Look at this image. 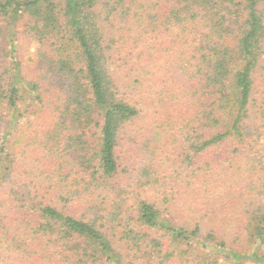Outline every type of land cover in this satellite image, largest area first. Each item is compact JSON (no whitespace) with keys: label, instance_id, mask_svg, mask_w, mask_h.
<instances>
[{"label":"trees","instance_id":"1","mask_svg":"<svg viewBox=\"0 0 264 264\" xmlns=\"http://www.w3.org/2000/svg\"><path fill=\"white\" fill-rule=\"evenodd\" d=\"M117 1L139 15L134 0ZM95 5L0 0L9 31L26 16L51 45L30 80L19 61L0 64L7 263L264 264V0L175 1L147 24L156 52L108 54ZM157 52L169 57L159 70L170 103L155 140L174 153L148 167L132 155L130 171L122 142L148 107L139 92ZM215 184L218 196L178 205L183 188Z\"/></svg>","mask_w":264,"mask_h":264},{"label":"rangeland","instance_id":"2","mask_svg":"<svg viewBox=\"0 0 264 264\" xmlns=\"http://www.w3.org/2000/svg\"><path fill=\"white\" fill-rule=\"evenodd\" d=\"M135 5L139 11V15L133 17L136 13L134 9L133 12L127 14L124 10L125 5H118L117 0H96V14L99 16L100 29L103 33L104 39L109 43V47L112 49L108 50L107 54L113 53L115 49L123 48L122 52L129 50L130 48H135L137 51L142 50L147 52L153 49L154 52L160 48L157 41L152 39H146L147 24L152 16H160L159 19L164 17V13L167 9L173 6L174 2L177 1L180 5L184 4L185 0H134ZM116 7L117 13L110 14L109 10ZM8 7L6 8V10ZM8 19L4 18V15L0 11V64L5 66L15 63L17 60L21 65V76L26 80H30L35 77L37 73L36 68L38 64V59L40 58L39 52L51 48L50 43L43 42L38 43L37 40L33 38L32 32L29 30L28 24L32 22L25 16L14 25L11 26V31H9L6 21ZM16 27V28H15ZM132 39H136L135 43H132ZM13 45V49H12ZM168 55L164 52H157L155 57V67L153 70L144 73V85L143 88L140 87V96L142 99L148 102V107L145 109L141 117L136 121L134 127L126 131L124 140L122 142V160L127 162L128 170H133L130 167V163L134 160L131 158L133 155L141 166L148 167L153 163L151 158L164 157L165 154H172L173 145L165 146L163 142L156 138V131L154 126L156 125L155 120L159 122L166 116V108H168V101L170 95L167 92H162L167 89L169 83L166 81V76L159 70V66L164 64L166 59H169ZM173 60V59H172ZM20 83L18 82V85ZM22 85H25L23 82ZM163 93V94H162ZM170 103V101H169ZM157 122V123H158ZM130 135H134L130 138ZM149 154H154L149 156ZM26 160V159H25ZM157 165L151 167V170H155ZM12 180L18 179L17 172L13 171ZM214 179V180H213ZM223 177H218L214 175L212 177L213 182H218L219 187L227 188L229 182L222 180ZM204 182V179L199 180V183ZM210 187V186H209ZM211 186L210 190L204 191L201 195L198 193L200 191L199 186L189 187V190L182 189L179 194H177V203L181 205L184 203L183 198L189 201L193 198H204L207 199L208 196L211 198L215 195L220 194V190L215 192V189ZM187 211V210H185ZM6 252H0V264H12L7 263ZM143 257L141 260L136 261L134 264H155L154 262L149 263ZM251 264V263H247Z\"/></svg>","mask_w":264,"mask_h":264}]
</instances>
